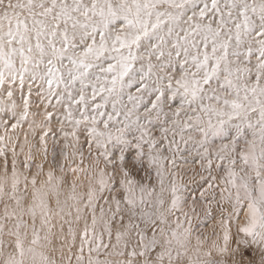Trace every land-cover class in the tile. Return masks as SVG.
I'll return each instance as SVG.
<instances>
[{
    "label": "snow or ice",
    "instance_id": "snow-or-ice-1",
    "mask_svg": "<svg viewBox=\"0 0 264 264\" xmlns=\"http://www.w3.org/2000/svg\"><path fill=\"white\" fill-rule=\"evenodd\" d=\"M0 264H264V0H0Z\"/></svg>",
    "mask_w": 264,
    "mask_h": 264
}]
</instances>
